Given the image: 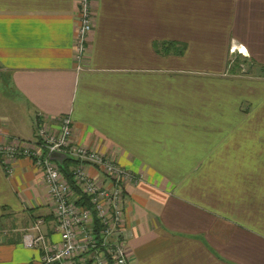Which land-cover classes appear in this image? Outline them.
<instances>
[{
	"label": "crops",
	"instance_id": "1",
	"mask_svg": "<svg viewBox=\"0 0 264 264\" xmlns=\"http://www.w3.org/2000/svg\"><path fill=\"white\" fill-rule=\"evenodd\" d=\"M90 5L76 69L74 0H0V143L36 144V115L66 116L72 143L140 175L123 191L130 264H264V0ZM4 159L0 264H40L21 234L41 219L59 241L42 170ZM224 166L239 171L209 174Z\"/></svg>",
	"mask_w": 264,
	"mask_h": 264
},
{
	"label": "built area",
	"instance_id": "2",
	"mask_svg": "<svg viewBox=\"0 0 264 264\" xmlns=\"http://www.w3.org/2000/svg\"><path fill=\"white\" fill-rule=\"evenodd\" d=\"M74 3L77 26L72 40V58L78 69L94 16L90 0H74ZM33 123L36 144L12 139L0 143V155L7 160L31 158L41 168L53 207L52 231L59 236V241L46 244L39 228L42 220L36 219L22 232V247L38 249L40 264H74L73 261L76 264H130L122 236L123 191L126 185H136L140 175L118 166L113 157L72 143L70 119L66 116L44 119L36 115ZM38 148L46 153V157L38 153ZM53 152L69 156L76 162L70 167L72 180L88 199L99 222V244L92 236L90 211L76 205V198H71L73 191L60 175L57 164L48 160V155ZM86 167L99 172L102 179L88 175Z\"/></svg>",
	"mask_w": 264,
	"mask_h": 264
},
{
	"label": "trees",
	"instance_id": "3",
	"mask_svg": "<svg viewBox=\"0 0 264 264\" xmlns=\"http://www.w3.org/2000/svg\"><path fill=\"white\" fill-rule=\"evenodd\" d=\"M238 62H236V64L234 65V67L237 68V69L239 68L238 65L240 64ZM74 164H76V162L73 159L70 158V159H63L61 161V164L57 165V166H58V170H59L60 175L62 176V178L64 179L66 184L70 187V189L73 191V193L76 195V201H75L76 205L82 206V207H84V208H86V209H88L90 211L91 220H92V236L95 239L97 238V242L99 244V242L101 241L99 239V237L97 236L98 235L97 234L98 228L100 226L99 222L95 218V214H94L93 208L89 205L88 199L83 194H81L80 190L78 189V187L74 184V182L72 180L73 176L71 174L70 167H72ZM98 247H99V245H98ZM98 252H102L101 249H98Z\"/></svg>",
	"mask_w": 264,
	"mask_h": 264
},
{
	"label": "rangeland",
	"instance_id": "4",
	"mask_svg": "<svg viewBox=\"0 0 264 264\" xmlns=\"http://www.w3.org/2000/svg\"><path fill=\"white\" fill-rule=\"evenodd\" d=\"M257 99V97H254V103H253V105H254V107L256 108V109H260V108H262V109H264V105L262 106L261 104H259V101H258V99ZM191 104V103H190ZM262 106V107H261ZM97 151V150H96ZM42 157H46V153H43L42 154ZM5 160V159H4ZM7 160V159H6ZM180 167H178V169H179ZM190 167H182V169L184 170V172H186L188 169H189ZM234 168V169H233ZM208 167V169H209V174H212V175H215V174H218V175H222L223 173H227L228 174V172L230 171L231 173L233 172V171H235V172H238L239 171V167ZM242 168V170H244V169H247V171H246V173H245V177H248L249 179H251L252 177H254V175H255V167H251V166H246V167H241ZM93 169V168H92ZM186 170V171H185ZM263 180H264V178H263ZM249 184H250V182H248Z\"/></svg>",
	"mask_w": 264,
	"mask_h": 264
},
{
	"label": "water",
	"instance_id": "5",
	"mask_svg": "<svg viewBox=\"0 0 264 264\" xmlns=\"http://www.w3.org/2000/svg\"><path fill=\"white\" fill-rule=\"evenodd\" d=\"M47 158H48V160L56 163L57 165H60L61 164V161L63 159H70L71 157L66 156L64 154H60V153L53 152V153H50Z\"/></svg>",
	"mask_w": 264,
	"mask_h": 264
},
{
	"label": "snow or ice",
	"instance_id": "6",
	"mask_svg": "<svg viewBox=\"0 0 264 264\" xmlns=\"http://www.w3.org/2000/svg\"><path fill=\"white\" fill-rule=\"evenodd\" d=\"M243 51V49H241Z\"/></svg>",
	"mask_w": 264,
	"mask_h": 264
}]
</instances>
